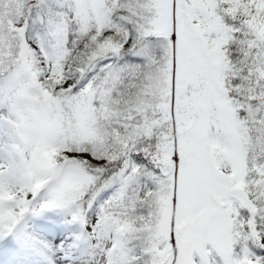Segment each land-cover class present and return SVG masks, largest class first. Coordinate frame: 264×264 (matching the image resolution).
I'll return each mask as SVG.
<instances>
[{
	"label": "snow or ice",
	"instance_id": "6c2138e0",
	"mask_svg": "<svg viewBox=\"0 0 264 264\" xmlns=\"http://www.w3.org/2000/svg\"><path fill=\"white\" fill-rule=\"evenodd\" d=\"M0 264H264V0H0Z\"/></svg>",
	"mask_w": 264,
	"mask_h": 264
}]
</instances>
